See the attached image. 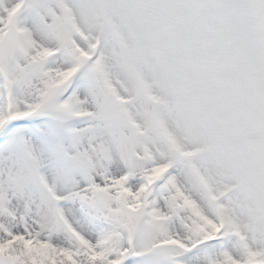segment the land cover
Segmentation results:
<instances>
[{
    "label": "snow or ice",
    "instance_id": "6c2138e0",
    "mask_svg": "<svg viewBox=\"0 0 264 264\" xmlns=\"http://www.w3.org/2000/svg\"><path fill=\"white\" fill-rule=\"evenodd\" d=\"M0 264H264V0H0Z\"/></svg>",
    "mask_w": 264,
    "mask_h": 264
}]
</instances>
